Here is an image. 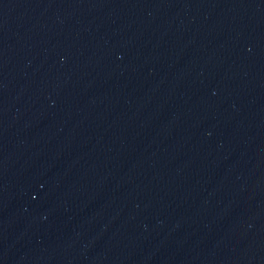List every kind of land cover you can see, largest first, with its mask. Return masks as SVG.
I'll use <instances>...</instances> for the list:
<instances>
[{
  "label": "water",
  "instance_id": "water-1",
  "mask_svg": "<svg viewBox=\"0 0 264 264\" xmlns=\"http://www.w3.org/2000/svg\"><path fill=\"white\" fill-rule=\"evenodd\" d=\"M0 264H264V0H0Z\"/></svg>",
  "mask_w": 264,
  "mask_h": 264
}]
</instances>
